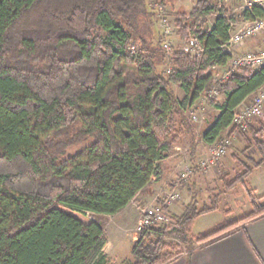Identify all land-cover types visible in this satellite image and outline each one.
Wrapping results in <instances>:
<instances>
[{
  "label": "trees",
  "instance_id": "trees-1",
  "mask_svg": "<svg viewBox=\"0 0 264 264\" xmlns=\"http://www.w3.org/2000/svg\"><path fill=\"white\" fill-rule=\"evenodd\" d=\"M150 8L148 0H0V264H109L104 223L86 218L125 209L160 179L181 135H193L185 111L210 90L216 67H227L230 55L220 46L239 15L198 28L205 53L176 51L177 69L167 75L160 50L144 55L148 46L139 53L132 45ZM193 12L204 24L213 14L206 0ZM122 62L138 71L124 74ZM173 85L184 90L182 101ZM262 86L264 66L218 83L226 101L204 141L212 145L231 128L236 109ZM251 133L244 152L255 148L259 158L234 156L241 171L222 179L226 190L264 166V123ZM81 145L83 152L66 158ZM219 197L202 209L195 199L169 224L144 231L131 264H171L264 217V204L252 198L249 214L194 236V222L216 211Z\"/></svg>",
  "mask_w": 264,
  "mask_h": 264
},
{
  "label": "rangeland",
  "instance_id": "rangeland-1",
  "mask_svg": "<svg viewBox=\"0 0 264 264\" xmlns=\"http://www.w3.org/2000/svg\"><path fill=\"white\" fill-rule=\"evenodd\" d=\"M198 1L199 0L153 1L151 3V8L149 9L151 13L142 15L137 20L138 34L136 36L138 38H136L132 45H135L136 49L139 50V53L143 46H148V50L143 51V53L141 52L144 55H149L150 48L157 52L160 50L165 56V63L159 66L167 75L177 69L173 63V55L178 50L182 51L181 48H184V45L189 42V36L190 38L198 36V28L204 32L211 29L215 24V19L218 16L214 15L215 13L207 18V23L205 24L201 22V18H196L192 6L194 4L197 5ZM206 1L209 4H212L215 3L216 0ZM223 8L224 13L227 16L237 15L240 11V3H226ZM183 14H185L186 18ZM163 19H165L173 28V33L169 37L172 42L171 50H166L163 47L165 38L162 37V27L160 25ZM180 19L182 20L183 26H185L184 28L187 29L188 32L186 40L182 37L183 35L180 31V26L178 25V20ZM262 37L264 39V36H258L254 39L256 40ZM131 49L133 50L134 48L132 47ZM262 49H264V47L256 51H253L251 47L246 50L259 52ZM121 66L124 74L138 71L137 65L131 62H122ZM229 69L230 68L228 67L216 70V78L221 80L224 77L225 72ZM217 84L218 82L216 83L214 80V84L210 90L203 93L194 105L185 111V117L193 128V135L183 133L174 144V149L171 154V156L176 154L173 158L179 159L180 168L177 174L188 165L192 166L193 175L189 180L183 181L176 190L174 186H167L166 190L161 193L155 203H143L141 200L133 202L132 208L139 210V219L143 214V211L152 209L153 206L160 203L163 198L172 192L176 193L178 198L169 207H166V212L170 218L172 216L182 215L185 206L194 202L195 199L199 209H202L204 206H210L212 202L215 201L213 196L219 193L218 209L209 214L200 216L194 222L192 233L194 236L198 237L199 235L208 234L225 224L237 221L249 214L254 208L252 198H260L259 203L264 204V168L254 169V172L246 182L239 184L233 190H226L222 180L223 178L232 179L241 171L234 156H239L242 160H245L247 156L255 160L259 158L258 152L255 148H249L246 152H244V150L248 147L246 138H251L252 136L251 129H259L264 123L263 118H252L248 121V128L246 130L236 131L235 129H232V127L227 129L220 138H230L232 144L228 148L226 154L215 165L210 166L207 169H202L199 165L201 160L210 154V149L207 148V146L205 147L204 152L200 153V155H196V153L192 155L191 138H196V140L203 138L208 126L221 114L220 107L225 104L226 95L222 91H217ZM172 89L176 98L179 101H182L185 97L184 90L178 85H173ZM178 116L179 115L173 116V119L177 123L180 121ZM178 124L177 127H179ZM173 135L174 134L171 132L169 138H172ZM85 148L84 145L71 148L66 158L83 152ZM164 163L165 162H162V164ZM183 200L184 208L180 206L178 207L177 205L182 204L181 202H183ZM86 219H97L104 223L106 234L110 241L106 249L109 264H131L135 261L132 255V245L139 238L136 235L139 219L137 220L135 217L132 218L130 214L129 216L121 214L118 217L89 215ZM169 223L170 220L168 223L160 225H166ZM168 242H173V240H168Z\"/></svg>",
  "mask_w": 264,
  "mask_h": 264
},
{
  "label": "built area",
  "instance_id": "built-area-1",
  "mask_svg": "<svg viewBox=\"0 0 264 264\" xmlns=\"http://www.w3.org/2000/svg\"><path fill=\"white\" fill-rule=\"evenodd\" d=\"M233 2L240 3V11L238 12L240 19L237 22L231 23L230 37L228 41L220 46L223 51L230 55L226 67L230 69L225 72L221 80L216 78V83L230 79L232 73L237 70H258L264 66V49L259 52H251L244 49L248 42L255 37L264 36V0H216L215 3L209 4V7L212 8L213 13H215L214 15L226 16L223 6L226 3ZM258 11L261 14H258ZM160 25L165 38L163 47L166 50H171L172 42L169 37L173 33V28L165 19L162 20ZM181 50L193 55H201L205 53L206 48L199 36L191 38L189 36V42H187ZM220 68L221 67H216L217 70ZM255 117L264 119V86L253 94L248 104L235 111L232 129L236 131L246 130L248 128V121ZM231 144L230 138H219L209 148L210 154L201 160L199 164L200 167L202 169H207L215 165L226 154ZM192 175V166L186 165L182 171L178 173L177 179L173 183L175 190L179 188V185L183 181L189 180ZM177 198L178 195L172 192L163 198L160 203L153 206L152 209L143 211L138 222L136 235L139 237L144 231L150 230L152 227L168 223L170 217L166 212V207H169Z\"/></svg>",
  "mask_w": 264,
  "mask_h": 264
},
{
  "label": "crops",
  "instance_id": "crops-1",
  "mask_svg": "<svg viewBox=\"0 0 264 264\" xmlns=\"http://www.w3.org/2000/svg\"><path fill=\"white\" fill-rule=\"evenodd\" d=\"M153 1L158 2L160 0H148L149 7H151V3ZM195 6L196 5L194 4L192 7L195 8ZM212 28L213 26L211 29ZM250 47L253 51L263 48V37L249 41L244 49L246 50ZM252 96L253 94L249 96L239 107L248 104ZM190 142L191 151H195L196 155H200V153L204 152L206 146L207 148L211 147V145L207 144L203 138H200L199 140L191 138ZM174 156H171L163 161L165 163L161 166L162 173L159 180L154 179V181L145 187L125 209L121 210L116 215L108 216L118 217L121 214L129 216L130 214L132 218L135 217L138 220L139 210L132 208L133 202L141 200L143 203H155L161 193L166 190L167 186L171 185L172 187L173 183L176 181V175H178L177 172L180 168V164L179 159H174ZM260 168L262 169L264 166ZM181 203L182 204L177 206L184 208V200ZM107 241L108 244L104 249L106 256L108 255L106 249L110 243L108 237ZM171 264H264V217L256 222L249 223L233 231L229 235L211 244L197 246L192 253H185Z\"/></svg>",
  "mask_w": 264,
  "mask_h": 264
}]
</instances>
